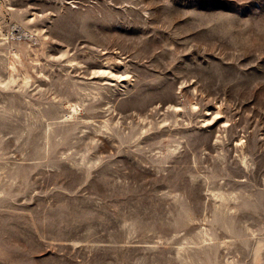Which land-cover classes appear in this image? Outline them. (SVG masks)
I'll use <instances>...</instances> for the list:
<instances>
[{
    "label": "rangeland",
    "instance_id": "rangeland-1",
    "mask_svg": "<svg viewBox=\"0 0 264 264\" xmlns=\"http://www.w3.org/2000/svg\"><path fill=\"white\" fill-rule=\"evenodd\" d=\"M0 264H264V0H0Z\"/></svg>",
    "mask_w": 264,
    "mask_h": 264
},
{
    "label": "bare ground",
    "instance_id": "bare-ground-1",
    "mask_svg": "<svg viewBox=\"0 0 264 264\" xmlns=\"http://www.w3.org/2000/svg\"><path fill=\"white\" fill-rule=\"evenodd\" d=\"M121 75V74H120ZM122 76V75H121ZM121 76L119 78H121Z\"/></svg>",
    "mask_w": 264,
    "mask_h": 264
}]
</instances>
